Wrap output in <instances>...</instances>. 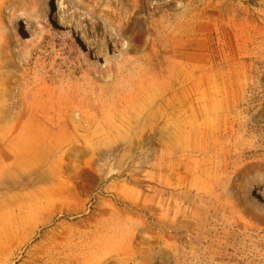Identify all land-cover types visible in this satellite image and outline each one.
I'll list each match as a JSON object with an SVG mask.
<instances>
[{
  "label": "rangeland",
  "instance_id": "1",
  "mask_svg": "<svg viewBox=\"0 0 264 264\" xmlns=\"http://www.w3.org/2000/svg\"><path fill=\"white\" fill-rule=\"evenodd\" d=\"M55 1L0 0V264H85L94 240L108 251L93 264H264V0H221L229 11L214 24L219 0H67L62 24ZM194 12L216 41L201 116L247 149L223 177L194 173L191 137L166 139L173 125L135 87L153 74L151 38L173 40ZM224 32L244 33L242 53L226 56Z\"/></svg>",
  "mask_w": 264,
  "mask_h": 264
},
{
  "label": "bare ground",
  "instance_id": "2",
  "mask_svg": "<svg viewBox=\"0 0 264 264\" xmlns=\"http://www.w3.org/2000/svg\"><path fill=\"white\" fill-rule=\"evenodd\" d=\"M214 1H213V3H214ZM66 3H67V0H56L55 5H54V6H56V8L54 6H52V4L48 5V9H47L48 13L51 14V18H52V20L56 21V24L57 23L62 24V20L56 14H57L58 10L62 9L66 5ZM163 6H162V8H155V9L151 10L150 12L146 13V17H144V22L148 23V25L146 27L147 31L151 27L150 26V24H151L150 20L154 15H156L158 12H163L162 14H167L168 9L171 8L169 5H166L164 7ZM228 11L229 10H227L226 7H224L221 0L217 1V5L214 6L213 12H212L213 24L215 23L214 21L219 20V17L221 15H223L224 13L226 14V12H228ZM227 15L228 16H226L225 22L227 23L228 27L230 28L233 25V15L234 14H231V15L227 14ZM142 19H143V16H142ZM155 22L158 23L159 21L156 20ZM199 22H200V17H199V15H197L196 12H194V13H192L190 19L187 20V22H185L182 26L178 27L173 33L170 34V37H172L173 40L169 41L168 43H167V40L161 42V41H158L160 38H158V40H157L158 35L153 36L151 38L152 41L150 42V46H149V49H148L145 57L148 60L147 62H149V64L152 65L151 70H152L153 74L151 73V75H152L151 80L146 82L147 79L145 81H143L144 79L143 80L140 79L141 82H139V85L136 84L135 87L136 86L138 87V88L137 87L136 88L140 91L139 94L141 95V97H143L144 104L146 105V106H142V108L146 111L148 109L150 110L152 107H155L156 110L157 111L159 110V112L162 114V118H164L168 124L170 123L173 125V130L167 132L166 139L170 138V137H180L185 142H187L188 140L186 141V138L191 137L192 142H190V140H189L188 146L189 147L191 145H193V146L191 147L192 150L188 151V153L186 154V158H188L187 160L189 162L193 163L192 164L193 166L191 168L194 170V173H197L199 171L201 174L206 175L209 178L210 177L212 178L216 174L219 177H223L224 174H226L231 169H236V167H237V169H239L240 165L244 166L245 163H242V162L247 158V155L245 153L247 149L245 150L246 146L244 143L237 142L235 140H234V142L232 141L233 131L229 132V130H227L226 127H222V126L217 129L215 124L212 122L207 126L206 118L208 116H206V117L201 116V112L199 109L200 108V102H199L200 99L198 97L199 96L198 95V93H199L198 92V89H199L198 88V86H199L198 78H199V76H201L200 73H201L202 68H203L201 62H202V59H205V61H204V62H206L205 65L208 66L206 70L209 71V73L214 72V66H213L214 65V61H213L214 49H215L214 43H216V41L214 40V36L212 35L213 34L212 30H211L212 28H210L211 25H206L203 28L204 31H202V30H200ZM173 23H174V21H173ZM123 25H125V24H123ZM118 26L120 27V24ZM131 26L132 25H129V23H128V25L122 31H125L129 36H131L132 39L136 40L139 38L140 34H138V33H140V32H138V33L134 32V30H132ZM171 27H172V25H171ZM215 27H216V25L214 26V29H216ZM142 28H140V29H142ZM126 33H125V35H126ZM231 35H232L231 32H224L223 39H221V42H220L221 43V47H220L221 50L224 49L223 48L224 46L227 48L226 56L228 58H232L233 55H235L236 50L239 53H242L243 50L245 49V39H244V37H242V35H244V33L241 32L240 35H237V37L235 38L236 42L233 41V39L231 40ZM234 36H236V35H234ZM149 37H150V35H149ZM220 37H221V35H220ZM258 42H259V40H258ZM202 55H204V56H202ZM141 56H139V57H141ZM133 58H136V57H133ZM128 59H130V58H128ZM136 59H138V58H136ZM124 61H128V60H124ZM147 62H145V64ZM123 64L125 65V62ZM149 64H147V65H149ZM144 67H147V66H144ZM130 68L131 67H129V69ZM120 69H122V68H120ZM143 70H145V69H143ZM143 70H141V71H143ZM115 71H117V70H115ZM130 72H131V70H130ZM141 73L142 72L139 71L138 74H141ZM124 74H126V73H124ZM144 74H142V75H144ZM131 75H133V74H131ZM135 76L133 75L132 78ZM136 78H133V79H136ZM111 80H113V79L111 78ZM126 80H128V79L126 78ZM128 82H130V81L128 80ZM132 86H134V85L131 84V86H129L128 90L130 92H129V94L126 93L127 96H125L124 100H123V101H125V106L129 107V109L133 106L134 99L136 100L138 98V97L137 98L135 97L136 95H134V93L132 92L133 90L130 89V87H132ZM96 88H97V86H96ZM126 91H127V88H126ZM95 92H96V89H95ZM100 92H102V91H100ZM123 92L121 94H123ZM97 95H98V93L96 94V96ZM81 98H83V97H81ZM99 98H101V97H99ZM69 99H71V98H69ZM94 100H95V98H94ZM101 100H102V98L100 99V101ZM96 102H94V104ZM138 102H139V99H138ZM138 102H135V103H138ZM107 104L108 103H106V105ZM140 105H138V106H140ZM142 105H143V102H142ZM162 106L165 109H161ZM100 107H101V105H99L98 108H100ZM101 109H103V108L101 107ZM103 113H104V111H103ZM111 113H113V112L111 111ZM150 115L154 116L155 114L151 111ZM204 115H206V114H204ZM103 116H104V114H103ZM94 123H95V121H94ZM127 124H128V122H127ZM156 125H154V126H156ZM124 126H126V125H124ZM47 130H49V129H47ZM51 131L53 132V134H55V136H59L60 132L62 133V130H60L59 128H56L55 130L52 129ZM192 136L194 138H192ZM194 140H196V142H194ZM248 151H249V149H248ZM250 156L251 157L255 156V154L252 153V154H250ZM259 156H261V155H259ZM252 160H254V158ZM260 160L257 159V163H259ZM240 163H242V164H240ZM203 192H205V189H203V187L200 185L197 187V191H196L195 195L200 196L201 193H203ZM193 220H195V219H193ZM20 223H21V221H20ZM16 225H19V222ZM106 251H108V247L105 246V242H102L100 240H94L93 242H90L88 244L87 251H86V253H87L86 259L83 263L93 264V259L96 258L97 256H100V254H104ZM262 254H261V256H262Z\"/></svg>",
  "mask_w": 264,
  "mask_h": 264
}]
</instances>
